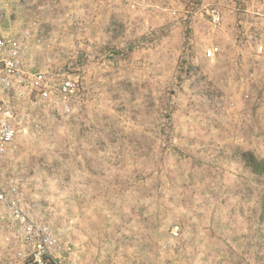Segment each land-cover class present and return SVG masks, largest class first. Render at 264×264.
I'll list each match as a JSON object with an SVG mask.
<instances>
[{
    "label": "rangeland",
    "instance_id": "obj_1",
    "mask_svg": "<svg viewBox=\"0 0 264 264\" xmlns=\"http://www.w3.org/2000/svg\"><path fill=\"white\" fill-rule=\"evenodd\" d=\"M16 8L27 65L79 80L0 166L64 264H264V0Z\"/></svg>",
    "mask_w": 264,
    "mask_h": 264
},
{
    "label": "built area",
    "instance_id": "obj_2",
    "mask_svg": "<svg viewBox=\"0 0 264 264\" xmlns=\"http://www.w3.org/2000/svg\"><path fill=\"white\" fill-rule=\"evenodd\" d=\"M17 0H0V166L16 150L17 139L29 132L33 118L51 108L73 114L79 108V80L62 70L27 65V29L15 28ZM219 49L207 50L214 57ZM19 186L0 182V227L12 264H64L62 240L48 222L25 209Z\"/></svg>",
    "mask_w": 264,
    "mask_h": 264
}]
</instances>
